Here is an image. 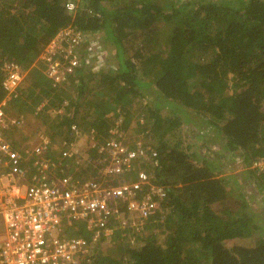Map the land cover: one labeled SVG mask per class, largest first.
Here are the masks:
<instances>
[{
	"label": "trees",
	"instance_id": "trees-1",
	"mask_svg": "<svg viewBox=\"0 0 264 264\" xmlns=\"http://www.w3.org/2000/svg\"><path fill=\"white\" fill-rule=\"evenodd\" d=\"M69 1L77 2L75 12L67 9ZM70 24L101 34L98 50L104 61L83 59L77 74L56 86L35 70V86L45 83L47 89L41 91L56 95L55 104L64 110L56 128L61 132L66 126L65 135L73 140L71 126L77 124L90 134L87 156L99 157L100 145L122 129L118 119L128 125L127 106L141 97L153 122L144 133L157 144L154 164L141 168L168 191L163 210L141 226L148 233L134 232L135 242L125 234L127 227L116 228L120 217L130 216L127 204L120 205L121 216L108 224L113 228L108 239L113 237L112 248L118 245L119 259L99 249L107 235L97 237L79 224L69 236L90 243L81 264L87 258L92 264H264V225L256 221H264V213L258 214L264 207L247 210L244 199L236 207L227 200L238 190L230 180L237 176L255 180L258 191L264 188V170L253 169L255 160L264 159V0H0V102L6 95L4 63L15 62L30 72L39 61L45 69L41 54ZM161 31L164 37L158 36ZM136 33L145 37L132 48L127 42ZM157 38L168 40V47L162 50L158 44L153 52ZM91 52L87 44L85 55ZM120 83L124 85L116 91ZM28 90L24 80L6 108L8 114L24 110ZM107 91L118 95L114 103ZM120 103L124 109L109 116L110 106L116 109ZM197 114L201 120L191 119ZM190 125L208 126L210 138H215L208 148L214 140L219 148L202 152L200 138L184 146L180 129ZM200 132L193 133L200 137ZM12 134L17 147L26 143ZM237 158L246 168L226 177L222 162ZM82 164L77 174L91 173ZM159 229L166 236L163 242Z\"/></svg>",
	"mask_w": 264,
	"mask_h": 264
},
{
	"label": "built area",
	"instance_id": "built-area-1",
	"mask_svg": "<svg viewBox=\"0 0 264 264\" xmlns=\"http://www.w3.org/2000/svg\"><path fill=\"white\" fill-rule=\"evenodd\" d=\"M66 7L75 12L78 4L69 1ZM100 36L73 24L60 30L40 56L53 85H62L75 76L83 59L88 63L91 56H96L100 63L104 61L98 50ZM87 44L92 49L89 55H85ZM2 72L6 95L0 102V264H81L90 243L69 236L79 224L96 236L109 235L108 224L113 217L121 216V204H127L133 226H140L138 222L143 224L163 210L168 191L141 168L143 163H152L156 154L144 142L129 146L122 140V133L114 131L115 136L100 145L99 157L90 155L84 162L80 160L95 169L87 175L77 174L81 166L70 172L65 158L50 156L39 164L47 143L17 147L10 131L18 120L6 108L27 72L9 61ZM71 132L82 134L77 124L71 126ZM253 166L264 167V159L255 160ZM39 167L47 170L40 171ZM92 262L87 258L86 264Z\"/></svg>",
	"mask_w": 264,
	"mask_h": 264
},
{
	"label": "rangeland",
	"instance_id": "rangeland-1",
	"mask_svg": "<svg viewBox=\"0 0 264 264\" xmlns=\"http://www.w3.org/2000/svg\"><path fill=\"white\" fill-rule=\"evenodd\" d=\"M183 1V0H181ZM101 35V34H100ZM164 37L162 31L158 34V36ZM145 37V35L143 34H139L136 33L134 36H130L129 41L127 42V44L131 45L132 48H134L137 43L143 39ZM159 41H154L153 43V47L150 48L153 52H157L158 51V44H161V49L164 50L165 47H168L166 42L168 40H165V42L159 38H157ZM110 45V47H112L114 49V46H112L110 43H108ZM105 49H107V47H105ZM40 62L37 61L33 66H32V72H28L27 71V77L25 78V87H27L28 93L25 94V97L27 99L26 101V105L24 110L18 111L17 109H14V111L12 112V114H9L10 116L16 118L18 120V123L11 129V133L15 134V137H17V139H24L26 143H34V144H43V143H47V151L44 152V154L39 157L42 158L39 161V164L42 163V161H44L45 159H51L50 156H54L55 158H65V159H73L72 161H69L67 163L68 160H64L65 164H70L68 165V168L70 169V172H74L75 166H81V161L83 160L84 156H87L90 153V145H89V137L90 134L88 133H82L79 136H75L71 133L70 131V135L73 138V140L70 139V136L65 135V133H67L66 131H64V129L66 128V126L62 127V131L60 132L59 129L56 128V125L58 123H60V115L63 113V108H59L60 106H58V104H55V100L57 99L56 95H54L53 93L50 94V96H45V94L41 91L42 88H46V84L43 82L41 83L40 86H38V84L35 86L36 83H38L36 81V75H35V70L38 69L41 72H43V74H45V70L41 68L40 66ZM43 67V66H42ZM31 74V75H30ZM46 75V74H45ZM36 81V82H34ZM119 85V86H118ZM116 86V91L122 89L121 87L124 85V83H120ZM51 87H53V89H55L54 86L51 85ZM114 87H112L113 90ZM230 88V87H229ZM114 89V90H115ZM111 90V89H110ZM144 91V90H142ZM107 94H110V96L112 95V99L110 102H113L116 100L117 98V94L113 93V91L110 92H106V96ZM116 94V95H115ZM148 94V93H147ZM118 100V99H117ZM54 101V103H53ZM136 103L137 104H129L127 106V108L130 109V115H129V120H128V125H126L124 123V119L123 117L118 119L117 125L120 126V121L122 120L123 122V127L122 129H115V132L118 131L120 132V135L122 133V140L124 141L125 144L129 145V144H133L136 142H144L145 144L149 145L150 147H152L153 149V153L155 152V146H157L155 139L153 137H148L146 135V133H144L145 131V126L146 125H153V122L150 118H147V116L144 113L145 110V106L149 105L146 103H143V100L141 97H137L136 98ZM21 106V104L18 105L17 108H19ZM116 109L112 108V105L110 106V112L108 113L109 116L115 115L118 111H122L124 109V105L123 103H120L118 106H115ZM93 113V110L91 109L90 112L87 115H90ZM115 118V116H114ZM191 119H194L195 121H199L200 116L199 114L197 115H192ZM111 120H113V117H111ZM185 128L187 129V131L185 130ZM208 126H204L203 128H200V126L198 127H192L190 125L189 128H187L186 126L181 130L182 132V138H183V142H184V146L187 144H196V140L197 138H200V142L199 144L201 146L198 147V149H200L202 152L204 149L205 152L207 150L208 153H211L212 150H216L219 147L217 146V141H213V143L211 144V148H208L211 140L215 139V138H210L212 136L209 135V131H211V129L207 130ZM195 130H200L202 133V135H200V137H195L194 133ZM203 135H205L203 137ZM209 135V136H208ZM30 138H28V137ZM209 137V138H208ZM170 139H173L172 136H169ZM97 143V142H94ZM216 145H213L215 144ZM156 144V145H155ZM130 146V145H129ZM73 153V154H72ZM71 155H74V157L77 158V162H74V157L70 158ZM62 160V159H61ZM81 160V161H80ZM155 159H153L152 164H154ZM224 162V163H223ZM222 162V166H224L225 168H227V173H225L224 175L227 177L226 174H228L229 176L232 174L236 177V174L241 173V171L246 168L242 165L243 160L241 158H237L235 159L234 162H229L224 160ZM85 165V164H82ZM83 167V166H81ZM255 166H253L254 169ZM40 171L42 170H47L45 168L39 167ZM260 168L262 170H264V167H257ZM91 173H94L95 170L90 169ZM50 171V170H49ZM240 175V174H239ZM247 176H240V177H236L233 180H231V183L236 187H238V190H234L235 196L232 195V197L227 198V200H231V206H238L240 201L242 199H244L247 203V210H249V208H252L253 211H257V204L260 207H264V188L261 189L260 186V191H258V188L256 186V182L255 180L251 179V178H246ZM238 179V182H236V180ZM233 187V186H232ZM260 213H264V208L263 211H259L258 214ZM262 215V214H261ZM259 217L256 218V221L259 222V224H263L264 225V221L263 219H261ZM119 221L121 222V224H117L116 228L117 230H120L122 225H124L125 227H127V229H125L126 233L125 234H129V237H131V239L133 240V242L137 241L136 238L137 236H134V232L137 230L138 233H142V234H147L148 232L145 229H142V223L138 222L137 225L140 226H133V221L132 219L129 217L126 218H119ZM80 227H84L86 228V226L84 224L80 225ZM113 229V228H112ZM112 229L110 230V234L113 232ZM112 231V232H111ZM136 231V232H137ZM140 231V232H139ZM158 233V238L160 239V242H163L165 240V234L163 233L162 229H159L156 231ZM101 235V234H100ZM106 240H101L99 241L100 245V250L101 252L106 255L108 254H112V256L116 259L120 258V252L118 251L117 247L118 245L114 248L111 247V245L113 244L112 241L113 237L108 239V236ZM125 236V235H124ZM99 237V235L97 236ZM98 240V239H97ZM142 243V242H141ZM244 243V242H243ZM110 247L111 249H114L112 251V253H110ZM98 249V250H99ZM117 249V250H116ZM94 260H95V254H94Z\"/></svg>",
	"mask_w": 264,
	"mask_h": 264
},
{
	"label": "clouds",
	"instance_id": "clouds-1",
	"mask_svg": "<svg viewBox=\"0 0 264 264\" xmlns=\"http://www.w3.org/2000/svg\"><path fill=\"white\" fill-rule=\"evenodd\" d=\"M72 133V132H71ZM73 134V133H72ZM74 135V134H73ZM154 153H156V150H155V152ZM74 159H76L77 160V158L76 157H74ZM85 160L83 159L82 160V162H84Z\"/></svg>",
	"mask_w": 264,
	"mask_h": 264
}]
</instances>
